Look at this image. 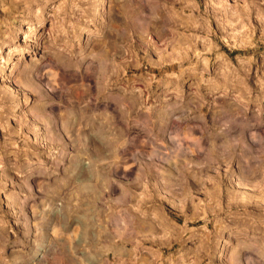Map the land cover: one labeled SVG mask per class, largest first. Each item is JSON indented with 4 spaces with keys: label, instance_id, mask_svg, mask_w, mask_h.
I'll return each mask as SVG.
<instances>
[{
    "label": "rangeland",
    "instance_id": "obj_1",
    "mask_svg": "<svg viewBox=\"0 0 264 264\" xmlns=\"http://www.w3.org/2000/svg\"><path fill=\"white\" fill-rule=\"evenodd\" d=\"M0 264H264V0H0Z\"/></svg>",
    "mask_w": 264,
    "mask_h": 264
},
{
    "label": "bare ground",
    "instance_id": "obj_2",
    "mask_svg": "<svg viewBox=\"0 0 264 264\" xmlns=\"http://www.w3.org/2000/svg\"><path fill=\"white\" fill-rule=\"evenodd\" d=\"M183 10H185V9H183ZM33 58V57H32ZM12 62V61H11ZM15 63V62H14ZM16 65V64H15ZM10 66V65H9ZM9 70V69H8ZM7 73V72H6ZM11 74V73H10ZM8 75V74H7ZM11 76V75H10Z\"/></svg>",
    "mask_w": 264,
    "mask_h": 264
},
{
    "label": "trees",
    "instance_id": "obj_3",
    "mask_svg": "<svg viewBox=\"0 0 264 264\" xmlns=\"http://www.w3.org/2000/svg\"><path fill=\"white\" fill-rule=\"evenodd\" d=\"M197 224H199V222H197Z\"/></svg>",
    "mask_w": 264,
    "mask_h": 264
}]
</instances>
